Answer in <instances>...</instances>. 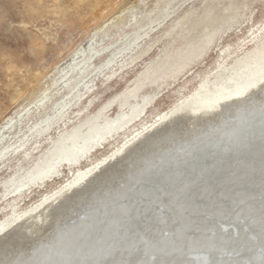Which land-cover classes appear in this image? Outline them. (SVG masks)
<instances>
[{"label":"bare ground","instance_id":"1","mask_svg":"<svg viewBox=\"0 0 264 264\" xmlns=\"http://www.w3.org/2000/svg\"><path fill=\"white\" fill-rule=\"evenodd\" d=\"M232 2L207 0L197 18L194 12L184 18L179 25L188 24L186 31H200L197 43L192 48L176 52L173 60L169 58L156 63L154 75L175 68L178 72L172 83L177 82L178 76L214 42L218 24L234 18V14L226 15L222 11ZM231 28L228 27L224 34ZM258 30L260 40L251 50L244 51L257 38H251L253 32L249 42L239 37L236 48L228 49V53L235 49L242 53L232 65L218 66V73L214 76L209 72L190 94L180 96L179 93L177 103L168 112L153 116L151 121L143 120V117L158 93L152 91L137 100L145 79H140L134 89L121 97L115 118L105 116L113 103L110 102L92 118L85 122L80 120L92 106V101L79 103L91 92L96 79L107 70H115L113 75H117L118 71L132 67L144 54L121 67L115 64L135 52L142 36L114 52L102 66L92 67L87 62L81 67L76 66L79 79L73 84L65 74L62 77L65 93L58 101L51 102L49 90L43 93L35 108L50 111L39 123L29 127L21 138L31 134L36 138L34 147L25 148L30 137L18 146L2 144L7 135L5 130L12 124L10 118L0 131V162L13 156L16 169L28 158L29 150L38 145L41 148L47 142L50 147L28 168H22L21 174L12 173L0 187V207L7 205L4 210L11 212L7 221L0 220V264H104V257L109 258L115 252L117 240L129 241L134 219L145 222L144 217L147 220L152 216L154 223L162 222V216L166 215L159 206L165 207L164 197L173 195L171 203L175 205L178 186H193L203 173L223 166L225 153L237 152L255 138H260L257 132L250 139L245 137L257 127L252 125L254 122L264 126V29ZM85 53V50L80 51V54ZM68 68L73 70L72 65ZM55 126L56 132L51 135L49 132ZM107 144L112 148L96 166L90 168L86 165L84 170H74L96 149ZM199 152L205 155L211 152L210 162H203L206 157L198 155ZM197 155L203 164L201 168L186 176L185 182L178 180L182 172L193 168ZM62 168L68 169L66 180L60 177ZM233 178L237 184L243 181L241 175ZM243 182L246 189L263 187L262 192L255 190L254 194L248 195L250 199L246 202L251 208L260 196H264V180L254 177ZM45 186H48L46 192L42 190ZM201 191L204 193L206 189ZM29 193L38 199L37 202L19 210L20 202ZM218 194L222 196L223 193ZM260 203L264 204V199ZM244 207L247 206L241 203L238 208L228 210L231 211L229 218L234 221L252 219L256 223L258 215L248 216L249 211ZM209 211V208L202 210V215L210 224L204 229L200 226L197 234L204 230L211 235L214 227L213 220L206 216L212 214ZM219 234L225 235L224 232ZM134 236L142 248L155 253L157 245L161 246L171 237L169 230L162 231L160 241L159 238L152 240L148 232ZM195 236L191 235V238ZM130 238L133 244L136 240L133 236ZM247 240L241 241L247 244ZM240 246L241 243L234 247L235 250ZM203 249L206 246L188 248L195 252ZM120 258L118 255L105 264H118L119 261L129 264Z\"/></svg>","mask_w":264,"mask_h":264},{"label":"rangeland","instance_id":"2","mask_svg":"<svg viewBox=\"0 0 264 264\" xmlns=\"http://www.w3.org/2000/svg\"><path fill=\"white\" fill-rule=\"evenodd\" d=\"M206 2L207 0H0V131L12 118V124L5 130L7 135L2 144L18 146L30 137L25 148L34 147L36 138H32L31 134L22 140L21 138L29 127L39 123L50 111L35 108L36 101L43 97V93L49 90L51 102L58 101L65 93V83L62 82L65 74L66 79L73 84L79 79L76 66L81 67L86 62L92 67L102 66L112 58L114 52L134 43L139 36L142 39L135 52L125 55L115 64L121 67L144 54L132 67L118 71L117 75H113L115 70H107L96 79L91 92L79 103L92 101V106L80 120L85 122L92 118L110 102L113 103L105 116L115 118L119 112L121 97L134 89L140 79L145 80L137 100L143 94L152 91L158 93L147 108L143 120L151 121L153 116L168 112L177 103L179 93L180 96L190 94L209 72L214 76L218 73V66L232 65L241 56V51L236 49L233 53H228V49L236 48L239 37L245 38L247 43L250 33H254L251 35L252 39L257 36L245 48L244 51L247 52L260 40L261 32L258 29H264V0H233L222 11L226 15L234 14V18L218 24L214 42L178 76L177 82L172 83L178 72L175 68L154 75L156 63L169 58L173 60L176 52L192 48L197 43L200 31H186L188 24L180 26L179 23L193 12L197 18ZM228 27H232L231 31L224 34ZM81 50L86 53L80 54ZM70 65L73 70L68 68ZM55 129L56 126L49 133L54 135ZM48 143L41 148L38 145L29 150L28 158L16 169L13 156L2 160L0 187L12 173L21 174L22 168H28L29 164L45 153L50 147ZM111 144L96 149L74 170H84L86 165L90 168L96 166L99 159H103L111 150ZM67 175L68 169L62 168L60 177L66 180ZM47 188L45 186L42 190L46 192ZM37 200L29 193L20 202L19 210L33 206ZM6 206L0 207V220L3 221L11 216L8 209L4 210Z\"/></svg>","mask_w":264,"mask_h":264},{"label":"water","instance_id":"3","mask_svg":"<svg viewBox=\"0 0 264 264\" xmlns=\"http://www.w3.org/2000/svg\"><path fill=\"white\" fill-rule=\"evenodd\" d=\"M258 122L260 123V121ZM256 123L252 124L254 128L257 126L255 131L247 132L245 137L250 139L256 136L257 132V137L260 136V138H255L237 152L225 153L223 166L220 165L221 168L218 167L203 173L193 186H178V198H176L175 205L171 203L173 195L171 198L164 197L165 207L159 206L163 215H166L162 216V222L154 223L152 216H149V220L144 217L145 222L134 219L135 226L131 227L132 233L128 234L129 241L117 240L115 243L117 250L115 248V252L112 253L113 257H104L103 262L107 263L120 255L123 263L129 264H264V211H255L259 208L264 209V204L260 203L264 196L255 200V206L251 205V208H248L249 205L246 202L250 199L248 195L254 194L255 190L262 192L263 187L259 186V189L243 187L245 184L243 181H249L254 177L264 180V126ZM205 154L199 152L198 155L206 157L203 162H210L211 152L208 155ZM198 155L193 161V168L189 167L182 172L178 176V180L185 182L186 176H190L201 168L203 164H201V158ZM237 160L238 162H236ZM236 175L242 176V183L237 184L233 181L235 179L233 177ZM201 189H206V193H203ZM218 193L223 194L220 196ZM241 203L247 206L244 208L247 209V212L249 211L246 212L248 216L258 215L256 223L252 219L234 221L229 218L231 211L228 210L238 208ZM208 208L212 214H206V216L208 220H213L214 229L210 231L211 235L204 233V230L203 233L198 231L199 234H197L196 230L201 229L200 226L204 229L205 225L210 224L203 220L202 215V210ZM222 212L226 213L221 214ZM201 219L204 223L201 222ZM165 230L170 231L171 237L161 246L157 245L156 253L142 248L141 243H138L137 237L134 236L136 233L138 235L148 232L152 240L156 239L157 241L162 231ZM220 232H224L225 235L221 236ZM191 235L196 236L191 238ZM131 236L136 240L133 244L130 241ZM242 239H248L247 244H244ZM158 240L160 241V238ZM239 243H241L240 248L235 250L234 247ZM195 245L206 246V249L196 250L197 252L188 250L190 246ZM158 251L160 252L158 253ZM121 262L119 261L118 264Z\"/></svg>","mask_w":264,"mask_h":264}]
</instances>
